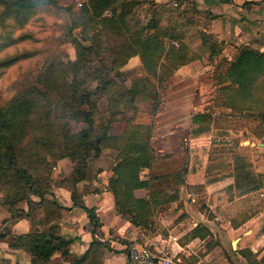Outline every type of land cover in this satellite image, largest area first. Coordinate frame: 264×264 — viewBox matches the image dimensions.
I'll return each instance as SVG.
<instances>
[{"label":"trees","instance_id":"16d2710c","mask_svg":"<svg viewBox=\"0 0 264 264\" xmlns=\"http://www.w3.org/2000/svg\"><path fill=\"white\" fill-rule=\"evenodd\" d=\"M47 3L48 0H0V5L6 8V14L18 20ZM143 9L146 13L145 20L140 17ZM106 12L108 18L104 16ZM186 14L185 10L174 11L170 6L158 5L153 0H88L80 11L73 14V25L86 17L92 22L100 19L110 32L114 29L122 42L116 52L108 50L115 56V62L123 65L130 59L139 57L147 73L146 78L136 80L127 88L117 87L116 82H108V89L113 90L116 87L113 96H109V99L116 101V103L108 101L110 113H116L123 100L127 99L133 104V115L128 118L124 130L119 134L111 133L115 120L109 119L106 124L97 125L96 115L99 111L96 109V103L94 104L89 97V86H82V92H79V83L75 76L73 80L65 83L62 101L66 113L71 115L68 118L70 122L76 123L77 119L82 121L81 115L84 116V126L80 128L78 134H70L64 130L70 124L61 127L58 122L52 120L51 115L42 116V122L41 119L34 121L32 114L35 112L36 102L28 92H22L11 99L0 110V154L5 153L3 151L6 149L8 157L17 150L25 149L29 160L23 170L17 168L19 162L17 163L16 157L12 156L6 163L2 161L4 158L2 156L0 177H3L2 184L12 181L13 178L17 179L15 182L18 188L17 195L23 193L22 200L28 205V210L24 211L25 217L31 222L32 230L28 234L16 235L10 247L27 253L32 264H49L58 253L64 260L69 261V264H103L104 261V246L99 242H94L84 255L70 260L73 256L71 251L73 240L62 237L57 227L53 226V223L60 222L63 208L56 201L48 199L50 192L47 188L50 185L48 186L45 180H38L42 176L51 183L52 176H43L40 171L37 172L40 167L42 168V164L48 161L49 155L53 161L69 158L79 162V166L67 179L68 183L75 185L89 175L105 169L93 171L96 163H93L92 159L93 155L95 158L102 157L104 148L109 149L106 163L113 172L110 189L117 211L136 227H150L156 211L162 205L177 202L179 199L180 187L186 183V167L171 174L141 178L144 170L153 168L158 157L151 146L154 136L152 126L135 123V117L140 113V109L137 108L138 101L151 98L154 92H148V89L155 87V83L161 88L180 67L205 57L215 61L222 51L223 44L213 36L203 33L189 36L195 20L192 17L188 18ZM64 67L69 68V64H65ZM80 67V61L76 60L71 64V71L77 73L76 69ZM224 67L226 70L220 73L217 80L218 90L231 94L226 96L221 104L219 100L222 98L217 99L215 104L236 113L252 110L250 115L253 114L260 120L258 137L263 138L264 108H259V102L263 106L264 52L251 46H243L231 62L225 61ZM86 102L91 105L89 113L83 112L81 108ZM63 121L66 122L65 119ZM193 124L192 137L209 136L213 129V116L208 112L199 113L194 116ZM77 138H80L79 143H76ZM98 138L99 143L96 142ZM18 143L21 149L17 148ZM52 169L53 165H48L47 172L50 173ZM235 169V188L239 197L264 189V178L262 175L257 177L254 174L248 157L240 156L236 160ZM34 174L38 178H35ZM143 190L148 192L147 196L137 197L136 192ZM88 213L94 225V234L99 235L98 220L91 210H88ZM12 217L17 216L11 213L9 219ZM20 218L24 217L18 219ZM9 234L10 232H0V241L6 239ZM263 234L264 227L261 230V235ZM208 235L211 233L204 227L196 228L191 233L193 238H205Z\"/></svg>","mask_w":264,"mask_h":264},{"label":"rangeland","instance_id":"374dc122","mask_svg":"<svg viewBox=\"0 0 264 264\" xmlns=\"http://www.w3.org/2000/svg\"><path fill=\"white\" fill-rule=\"evenodd\" d=\"M87 1L48 0L46 5L28 13L21 20L7 15L6 8L0 5V110L11 99L16 98L22 92H28L36 102L35 112L32 114L34 121L41 119L42 122V116L51 115L52 120L58 122L61 127L70 124L66 129L63 128L64 130L70 134H78L80 128L84 126V116L81 115L82 121L77 119L76 123L70 122L68 118L71 115L66 113L62 101L65 83L73 80L75 76V80L79 83V92H82V86H89V97L94 104L96 103V109L99 111L96 115L97 125L106 124L111 119L115 120L111 129L112 134L116 135L124 130L128 118L133 115V104L127 99L123 100L118 113H110L108 101L111 103H116V101L109 99V96H113L116 87L113 90L108 89V82H116L117 87L127 88L136 80L146 78L147 73L139 57L132 58L123 65L115 62V56L108 50L116 52L122 42L115 30L108 31V27L100 19L92 22L83 17L74 24L78 25L77 27H72L74 26L73 14L80 11ZM144 10L140 16L143 19L146 16ZM104 16L108 18V12ZM76 60L81 63V67L76 69L77 73L71 71V64ZM201 62L194 63L198 68L184 72L172 88H160L158 83H155V87L148 89V92H154L151 98L145 100L143 98L137 103L140 113L136 115L135 123L150 125L153 132L156 131L160 135L171 132L168 137L158 140H154L153 136L151 146L158 160L154 164L155 173L151 175L171 174L190 165L192 159L191 153L186 151V139L192 112L213 107H216L214 112L219 118L218 127L229 129V131L239 130V134L236 133L235 137H231L229 141L218 143V141L204 140L197 145L210 146L212 156L207 172L222 173L223 168L225 170L231 164L229 161H231L233 152L238 149L247 153L252 160L258 156L248 144L238 148L239 142H243L246 136L253 135L254 132L259 134L260 120L253 114L250 115L252 110L236 113L215 104L217 99L222 98L219 100L221 104L223 99L231 94V92L223 93L218 90L217 80L220 73L226 70L225 60H217L211 65L208 63L211 61L205 57V60ZM65 64H69V68H65ZM99 87L102 89L98 90ZM259 105V108H264V102L263 106L260 102ZM90 106L87 102L83 103L82 111L89 113ZM64 119L66 122L63 121ZM92 140L95 141L94 138ZM98 140L99 138L96 142ZM72 141L75 143V140L72 139ZM79 142L80 138H77L76 143ZM19 144L17 148L21 149ZM160 149L164 151L159 152ZM24 150H17L12 155L16 157L17 163L19 162L17 168L23 170L29 162ZM3 152L5 153L0 154V158L4 156L2 161L8 163L12 156L6 157L8 153L6 149ZM108 152H110L109 149L104 148L102 157L95 158L96 156L93 155V163H96L93 171L108 168L106 163ZM195 156L196 154H193V159ZM197 157L199 158L200 155ZM48 165H53L50 173L47 172ZM61 165L63 168L77 167L79 162L69 158L53 161L52 156L49 155L48 161L42 164V168L40 167L37 172L40 171L39 173L43 176L51 177L58 172ZM260 167L264 166H258V169ZM34 177L38 178L36 174ZM2 178L0 177V209H4L3 214L9 217L11 213L17 216L1 222L2 226L7 224L4 229L0 227V232L5 233L10 232V225L19 217H25L26 211L24 210H28V205L22 200L23 193L17 195L18 188L15 186L17 179L13 178L12 181L2 184ZM191 178L195 177L191 176ZM39 179L45 180L48 186L50 185L47 189H50L53 184L52 180H54L51 179L50 183L42 176ZM194 182L196 183L192 184L193 189L191 186L188 187L195 190L202 199L198 201L196 209L198 208L205 217L196 218L214 230L206 247L207 252L201 253V257L203 256L205 260L202 264H264V234L261 235L264 227V193L250 199L240 200L234 207H231L225 193L208 201L209 195L215 189H205L206 186L200 183L201 181L194 180ZM136 194L138 197H143L147 196L148 192L140 191ZM20 201L23 203H19ZM175 208L173 203L162 205L156 211L150 227L138 228L143 232L153 229L151 232L155 233L160 226H165V221H163L165 215L171 216L176 222L180 219L183 221L184 217L179 219L176 217ZM15 237L16 235L10 232L6 239L8 243H12ZM143 239L139 238L138 242L141 243ZM142 244L145 243L142 242ZM55 256L49 264L70 263L64 260L60 253ZM73 258L72 256L70 260L72 261ZM0 264L11 263L0 261ZM30 264H32L31 261Z\"/></svg>","mask_w":264,"mask_h":264},{"label":"crops","instance_id":"0c3cea01","mask_svg":"<svg viewBox=\"0 0 264 264\" xmlns=\"http://www.w3.org/2000/svg\"><path fill=\"white\" fill-rule=\"evenodd\" d=\"M153 1L158 5L170 6L174 11L177 9L178 11L185 10L188 18H194L195 24L189 36H198V34L203 33L215 37L220 44H223L219 57L215 61L208 62L211 65L216 63L217 60L223 59L231 62L243 46H251L260 52H264V0ZM202 60H205V58ZM194 63L202 62L198 60L180 67L163 86L164 89L172 88L184 72L187 73L198 68ZM214 108L216 107L192 112L193 114L191 115L186 139V151L191 153L192 160L190 165L185 166L187 168L186 183L180 187L179 199L173 203L176 207L174 210L176 217L178 219L184 217L185 219L183 221H180V219L176 222V220H172L171 216L165 215V220H163L165 221V226H160L158 229L155 228L157 229L155 233L151 232L153 229L143 232V230L118 213L114 195L110 189V179L113 176V172L109 164L108 169L105 168L94 175H89L88 178L75 185L68 183L67 179L76 167L63 168L61 165L58 168V172L52 176L54 180H52L53 184L47 197L52 201H56L63 208L60 222L53 223V226L57 227L58 233L62 237L67 240H73L71 245L73 257L84 255L94 242H99L104 246L103 264H127L129 250L136 244L149 246L153 251L164 248L171 249L173 254L178 256L176 264H202L205 262L202 258L203 256L201 257V253L207 252L206 247L214 230L211 226L196 218L198 216L205 218L198 208L196 209L198 201L202 199L195 190L189 189L188 186L193 189L192 184L195 185L196 183L194 180L201 181L200 183L206 186L205 189H215L209 195L210 199L208 201L225 193L227 200H229L228 202L231 203V207H234L236 202L240 200L250 199L256 195L260 196V193H264V189H262L239 197L235 188V164L240 156L248 157L252 163L254 174L257 177L262 175L264 178V167L258 169V166H264V137H258L255 132L253 135L246 136L244 141L238 144V148L247 144L250 145L258 154L255 160H252L247 153L238 149V151L233 152L231 161H229L231 164L225 170L223 168L222 173L213 174L207 172L210 157L212 156L210 154V146L197 145L204 140L218 141V143L229 141L235 137L236 133L239 134V130L233 129L229 131V129L218 127L219 118L217 113L214 112ZM205 112L211 113L213 116L212 133L206 137L194 138L191 135L194 127L193 118L195 115ZM170 134L171 132L160 135L155 131L154 140L168 137ZM163 151V149L159 150V152ZM193 154H196L194 159ZM197 155H200V157L198 158ZM154 169L155 167L153 166L150 170H144L141 178L147 179L150 177L151 173H155ZM197 175L198 177H196ZM191 176L195 178H191ZM218 186L220 187L216 188ZM138 192L140 191L136 193ZM139 198L142 197L139 196ZM207 207L210 206L207 205ZM88 210H91L98 220L99 235L94 234V225L90 220ZM3 213H5L4 209H0V227H3L2 229L7 224L2 226L1 222L10 218ZM200 227L208 229L211 235L205 238L191 237V233ZM31 230V222L26 217L17 219L10 225V232L13 235L28 234ZM148 232L150 234H147ZM139 238H144L141 243L138 242ZM8 242L7 239L0 241V261L11 264H30V256L24 251L12 249ZM142 242L145 244L143 245Z\"/></svg>","mask_w":264,"mask_h":264},{"label":"built area","instance_id":"2783aa9c","mask_svg":"<svg viewBox=\"0 0 264 264\" xmlns=\"http://www.w3.org/2000/svg\"><path fill=\"white\" fill-rule=\"evenodd\" d=\"M177 261L178 256L171 249L153 251L149 246L136 244L129 250L127 264H176Z\"/></svg>","mask_w":264,"mask_h":264},{"label":"water","instance_id":"95a60500","mask_svg":"<svg viewBox=\"0 0 264 264\" xmlns=\"http://www.w3.org/2000/svg\"><path fill=\"white\" fill-rule=\"evenodd\" d=\"M97 143H99V140L97 141ZM234 246H236L235 242H234Z\"/></svg>","mask_w":264,"mask_h":264},{"label":"bare ground","instance_id":"6f19581e","mask_svg":"<svg viewBox=\"0 0 264 264\" xmlns=\"http://www.w3.org/2000/svg\"><path fill=\"white\" fill-rule=\"evenodd\" d=\"M235 244H236V242H235Z\"/></svg>","mask_w":264,"mask_h":264}]
</instances>
